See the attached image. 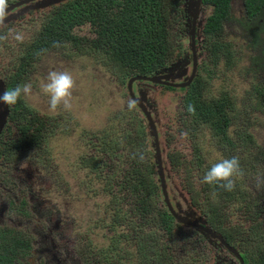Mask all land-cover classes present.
<instances>
[{
	"label": "rangeland",
	"instance_id": "obj_1",
	"mask_svg": "<svg viewBox=\"0 0 264 264\" xmlns=\"http://www.w3.org/2000/svg\"><path fill=\"white\" fill-rule=\"evenodd\" d=\"M17 1L8 0V5ZM66 1L29 2L7 12L0 25V95L31 82L33 95L22 96L17 105L25 107L22 119L31 127L29 132L39 129L37 144L15 152L14 164L0 171V227L31 236L30 249L19 254L25 256L15 264H164L155 255L171 256L169 264H238L216 240L195 229L184 230L188 227L173 219L172 224L182 228L170 237L164 233L154 244L139 237L140 226L143 236L150 238L153 227L146 221L154 212L167 210L157 184L147 122L137 106L128 109L129 99L147 105L169 206L211 230L208 216L214 212L211 219L227 222L235 235L228 241L244 252V264L264 263V35L254 47L239 23L241 0L230 1L231 18L217 37L227 51L219 56L210 53V46L207 49L202 33L212 9L200 8L195 30L197 69L189 87L202 99H212L210 106L219 104L220 110L201 121L192 117L193 123L184 120L188 116L180 109L186 93L134 81L131 98L126 86L135 74L124 82L117 77L88 24L71 31L82 45L67 42L50 49L26 67L17 84L8 85L7 77L15 70L11 67L22 56L21 46L29 45L47 16ZM172 1L169 46L175 51L159 73L179 83L192 71L195 0ZM53 69L71 71L76 81L69 110L50 112L48 97L40 91L39 82ZM14 107L0 103V145L11 137L7 129L13 130L15 116L21 115ZM228 112L232 118L221 133L219 119ZM233 156L239 158L243 171L233 191L203 183L213 163ZM136 198L147 199L149 214L136 218L130 214L128 201ZM221 229L228 238L227 229Z\"/></svg>",
	"mask_w": 264,
	"mask_h": 264
},
{
	"label": "trees",
	"instance_id": "obj_2",
	"mask_svg": "<svg viewBox=\"0 0 264 264\" xmlns=\"http://www.w3.org/2000/svg\"><path fill=\"white\" fill-rule=\"evenodd\" d=\"M230 1L202 0V6L212 9L203 21L202 33L206 39L207 49L210 46V53L214 56H219L217 53H221L222 50L227 51L217 37L222 31L224 22L231 18L229 16ZM172 3V0H67L47 16L46 24L34 40L29 45L21 46L22 56L11 67L15 70L11 69L7 77L8 85L17 84L16 79L24 75L26 67L33 64L38 60V57L50 49L61 48L67 42L82 45L83 43H79V38L71 35V31L74 27L83 24H88L92 28L93 37L96 36L95 44L102 51L99 52L106 59V64L115 70V74L122 82L127 76L134 74L135 76H153L161 80H169L168 77L162 76L159 72L169 62L171 54L175 51L169 46L173 33L169 29L172 23L168 22V16H170L168 6L173 5ZM243 7L245 17L242 18V22L239 21L242 25L246 20L254 19L261 14L264 10V0H244ZM171 20L175 22L174 19ZM254 25L258 27L257 23ZM263 29L264 26L261 23L257 32L252 31L254 47L261 44L260 37L264 32ZM249 33L251 34L250 31ZM95 50L97 51L96 48ZM163 88L172 92L186 93L181 99V105L185 109L184 113L188 116L184 120L193 121L195 118L201 121V119L213 117L220 110L219 104L210 106L212 99H202L199 92L193 91L190 87L187 92V88L177 89L166 86ZM256 90L260 89L256 88ZM224 104L225 102L222 103V106ZM189 105L194 106L195 114H190L187 111ZM15 106V111L18 112H21L22 107L25 108L23 105L16 104ZM24 116L25 114L22 112L21 115L15 116L14 119L17 123L15 122L16 125L13 128L14 134L12 133L13 130L8 128L7 131L11 137L3 140L0 145V171H6L14 164L11 160L15 152H23L28 147H34L37 144L39 129L35 127L33 131L29 132L31 127L26 126L24 119H22ZM192 121L189 122L193 123L194 121ZM227 122V117L221 115L219 119V125H222L220 126L222 127L221 133L224 132L223 125H226ZM222 138L227 140L225 137ZM157 184L160 189L159 182ZM146 200L138 198L129 200L128 211L130 214L135 218L149 214L150 203ZM210 213L211 218H214L215 213ZM211 218L208 216L212 227L217 228L223 235L222 223H217ZM172 219L167 211L154 212L145 223L153 227L150 238L143 236L140 226L139 229L138 226L135 228L139 230V237L143 241L147 240L149 244H154L160 235L167 233L170 237L172 231L182 228L180 225H173L174 219ZM184 230L190 229L185 228ZM19 231L21 230L0 227V264H15L20 256H25L19 254L30 249V235L28 233V236L24 235L23 232ZM154 257H157L164 264H169L171 259V256L167 255H155ZM241 257L244 258L242 255ZM256 261L257 263H251L260 264L259 260Z\"/></svg>",
	"mask_w": 264,
	"mask_h": 264
},
{
	"label": "clouds",
	"instance_id": "obj_3",
	"mask_svg": "<svg viewBox=\"0 0 264 264\" xmlns=\"http://www.w3.org/2000/svg\"><path fill=\"white\" fill-rule=\"evenodd\" d=\"M8 0H0V25H3L7 18ZM21 37L17 36V39ZM2 39V37H0ZM76 87V81L71 71L49 70L47 75L39 82L40 91L48 97V109L50 112H56L59 108L69 110L72 107L73 91ZM33 95V85L31 82L17 85L15 88L6 90L0 95V103L13 106L21 97ZM137 101L129 99L127 107L129 110L135 109ZM187 111L195 114L193 105H189ZM186 133H181L186 137ZM143 159V157H141ZM243 177V171L240 167L239 158H223L213 163L203 177V183L214 185L225 191H233L236 187V179Z\"/></svg>",
	"mask_w": 264,
	"mask_h": 264
},
{
	"label": "water",
	"instance_id": "obj_4",
	"mask_svg": "<svg viewBox=\"0 0 264 264\" xmlns=\"http://www.w3.org/2000/svg\"><path fill=\"white\" fill-rule=\"evenodd\" d=\"M32 1H35V0H21L18 3L9 6L7 9V12L10 10H13L14 8H17L21 5L27 4L28 2H32ZM200 4H201V0H195L194 8L192 11L191 30H190V50H191V57H192V63H193V71H192V74L189 77V79L184 83H171L168 81H163V80L158 79V78L153 77V76L152 77L140 76V75L134 76V77L130 78L128 83H127V90L129 92L131 98H134L133 94H132V83L134 81H146V82H150V83H154V84L168 86L171 88H183V87L188 86L191 83V81L194 77V74H195L196 64H197V56H196L197 49H196V43H195V30H196V26L198 24V13H199V9H200ZM137 105H138L139 110L143 114L146 122H147L149 133L152 137V147H153V152H154V161H155V165H156V169H157L158 182H159V186H160V190H161V195L163 197V204H164L166 210L168 211L170 216L180 225L191 228V229H195V230L199 231L200 233H203V234L207 235L208 237L218 241L221 245H223L226 248L227 251L232 253V256L238 261L239 264H243L240 255H238L234 249H232L227 244H225V242H223V240L221 239V237L219 235L213 233L210 229H208L204 225L198 224L194 221H191V220L184 218L183 216L179 215L177 212H175L169 206L165 192H164V188H163L162 168H161V164H160V160H159V156H158V149H157V144H156L155 130H154L153 122L150 118L149 112L145 109V107H143L144 105H142L138 101H137Z\"/></svg>",
	"mask_w": 264,
	"mask_h": 264
},
{
	"label": "flooded vegetation",
	"instance_id": "obj_5",
	"mask_svg": "<svg viewBox=\"0 0 264 264\" xmlns=\"http://www.w3.org/2000/svg\"><path fill=\"white\" fill-rule=\"evenodd\" d=\"M19 1H21V0H19ZM19 1H17V2H15V3H12V4H10V5H8V7L9 6H11V5H13V4H16V3H18ZM243 2H244V0H241V6H242V9L241 10H243V15H242V17L240 18V20L239 21H241L242 22V18H244L245 17V13H244V7H243ZM29 3V2H28ZM23 6V5H22ZM202 7H205V6H202V0H201V4H200V8H202ZM14 9H16V8H14ZM13 9V10H14ZM206 9V8H205ZM10 11H12V10H10ZM202 11H203V8H202ZM202 11H200V9H199V13H198V17L202 14ZM9 12V11H8ZM201 12V13H200ZM255 21V22H254ZM240 23V22H239ZM257 23V25H258V27H256L254 24H256ZM259 23V24H258ZM261 23H262V25L264 26V10L261 12V14L260 15H258L257 17H255L254 19H249V20H246V22H244L243 23V25L242 24H240L242 27H244L246 30H247V32H248V34H249V36L251 37V39H253V36H252V31H256V30H259L260 29V25H261ZM264 30V29H263ZM249 31L251 32V34L249 33ZM261 35H264V32L261 34ZM251 42H252V40H251ZM260 42H261V37H260ZM253 45V44H252ZM260 45V44H259ZM259 45H257L256 47H258ZM196 69H197V64H196ZM192 71H193V63H192ZM192 71H191V73H190V75L189 76H187V77H185V78H183L182 79V81L181 82H179V83H184V82H186L188 79H189V77L191 76V74H192ZM195 73H196V70H195ZM160 74V73H159ZM162 76H164V75H162ZM148 77H152V76H148ZM194 77H195V74H194ZM194 77H193V79H194ZM169 78V77H168ZM173 78H169V80H163V81H168V82H171V83H178V82H174L173 80H172ZM193 79H192V81H193ZM192 81H191V83H192ZM141 82V81H140ZM144 82H146V81H144ZM148 83H150V82H148ZM191 83L188 85V86H186V87H183V89L184 88H187V87H189L190 85H191ZM156 86H160L161 88H163V86L164 85H159V84H155ZM127 87V86H126ZM166 87H168V86H166ZM171 88V87H170ZM177 89H182V88H177ZM128 91V90H127ZM138 102H140V101H138ZM142 105H144L143 107H145V109H146V104L144 103V101H141L140 102ZM136 106H137V108H138V105L136 104ZM139 109V108H138ZM181 110H183V112H185V109L182 107V108H180ZM147 110V109H146ZM148 111V110H147ZM141 112V111H140ZM143 115V114H142ZM223 115V114H222ZM224 116V115H223ZM144 117V116H143ZM225 117H227V121L229 120V119H231L232 118V116H231V114H230V112H228L227 113V115L225 114ZM229 122V121H228ZM228 122L226 123V125H228ZM228 136V135H227ZM240 138V137H239ZM229 140V139H228ZM241 140V139H240ZM249 140H250V136H249ZM249 211L250 210H248V214H250V215H252V212H250L249 213ZM249 216V215H248ZM254 217H257V215H255ZM255 220V219H254ZM222 225V227H225L226 229H227V233H228V238L227 237H224L223 235H221V233L219 232V230L217 229V228H215V229H213V230H211L213 233H215V234H217V235H219L220 237H221V239L223 240V242H225V244H227L229 247H231L232 249H234L235 251H236V253L238 254V255H240V257H241V255H243L244 254V252H240V250L239 249H237V248H234L232 245H231V242H229L228 240H229V238L230 237H234L235 235L232 233V230L230 229V227L229 226H227V222H224L223 224H221ZM208 228V227H207ZM218 230V231H217ZM30 239H31V236H30ZM31 242V241H30ZM218 242V241H217ZM219 243V242H218ZM220 244V243H219ZM243 244H244V242H243ZM221 245V244H220ZM222 246V249H223V253L224 254H230L231 256H232V253L231 252H229V251H227L226 250V248L223 246V245H221ZM238 248H241L242 250H244L242 247H240V246H238ZM233 257V256H232ZM234 258V257H233ZM235 259V258H234ZM241 259H242V257H241ZM235 261L238 263V261L235 259ZM242 262H243V264H244V261H243V259H242ZM239 264V263H238Z\"/></svg>",
	"mask_w": 264,
	"mask_h": 264
}]
</instances>
